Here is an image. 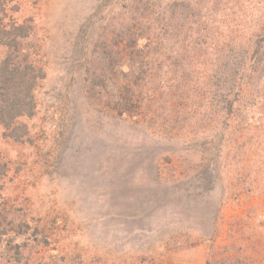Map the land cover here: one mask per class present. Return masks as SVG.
<instances>
[{"label": "rangeland", "instance_id": "rangeland-1", "mask_svg": "<svg viewBox=\"0 0 264 264\" xmlns=\"http://www.w3.org/2000/svg\"><path fill=\"white\" fill-rule=\"evenodd\" d=\"M3 2L0 264H264V0Z\"/></svg>", "mask_w": 264, "mask_h": 264}, {"label": "trees", "instance_id": "trees-1", "mask_svg": "<svg viewBox=\"0 0 264 264\" xmlns=\"http://www.w3.org/2000/svg\"><path fill=\"white\" fill-rule=\"evenodd\" d=\"M5 14L4 2L0 0V46L16 50L15 53L18 54L20 60L12 56L0 66V127L6 131L7 136L16 138L15 125L22 117H29L34 113L33 91L37 81L42 79L43 75L29 58L22 56L20 53L22 49L17 46L18 40L27 34L25 25H6ZM140 42L141 45L139 46ZM151 44L152 42L148 37H140L133 46L145 49ZM4 168L5 164L0 156V170ZM0 174H2L1 171ZM1 186L0 179V189ZM2 227L3 222L0 216V228ZM21 228L20 226V230ZM4 234L8 236L9 231H1L0 229V242Z\"/></svg>", "mask_w": 264, "mask_h": 264}]
</instances>
